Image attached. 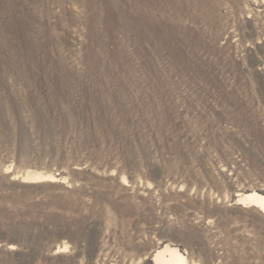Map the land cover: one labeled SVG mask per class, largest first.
<instances>
[{"label":"rangeland","instance_id":"1","mask_svg":"<svg viewBox=\"0 0 264 264\" xmlns=\"http://www.w3.org/2000/svg\"><path fill=\"white\" fill-rule=\"evenodd\" d=\"M252 192L264 0H0V264H264Z\"/></svg>","mask_w":264,"mask_h":264},{"label":"bare ground","instance_id":"2","mask_svg":"<svg viewBox=\"0 0 264 264\" xmlns=\"http://www.w3.org/2000/svg\"><path fill=\"white\" fill-rule=\"evenodd\" d=\"M246 199H249L251 202L259 206L264 211V195L252 192L245 195ZM165 249L160 250L156 253V260L159 264H187L186 259L178 251L170 249L169 256L166 257ZM168 250V249H167Z\"/></svg>","mask_w":264,"mask_h":264},{"label":"trees","instance_id":"3","mask_svg":"<svg viewBox=\"0 0 264 264\" xmlns=\"http://www.w3.org/2000/svg\"><path fill=\"white\" fill-rule=\"evenodd\" d=\"M90 232V230H86V226H83V229H82V233H83V235L85 234V235H87L88 233ZM68 234V233H67ZM66 234V235H67ZM68 237L71 239V241H74V239H75V236H73V234H68ZM69 239V240H70ZM84 238H80L79 240L80 241H85V240H83Z\"/></svg>","mask_w":264,"mask_h":264}]
</instances>
